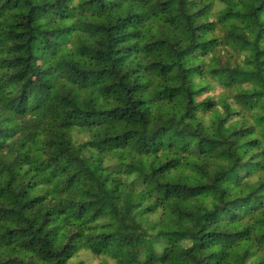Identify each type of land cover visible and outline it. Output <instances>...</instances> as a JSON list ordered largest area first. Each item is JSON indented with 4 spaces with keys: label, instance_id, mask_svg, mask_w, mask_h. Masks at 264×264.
I'll return each instance as SVG.
<instances>
[{
    "label": "trees",
    "instance_id": "obj_1",
    "mask_svg": "<svg viewBox=\"0 0 264 264\" xmlns=\"http://www.w3.org/2000/svg\"><path fill=\"white\" fill-rule=\"evenodd\" d=\"M0 264H264V0H0Z\"/></svg>",
    "mask_w": 264,
    "mask_h": 264
},
{
    "label": "rangeland",
    "instance_id": "obj_2",
    "mask_svg": "<svg viewBox=\"0 0 264 264\" xmlns=\"http://www.w3.org/2000/svg\"><path fill=\"white\" fill-rule=\"evenodd\" d=\"M98 260H99V259L96 258V257L93 258V262H98Z\"/></svg>",
    "mask_w": 264,
    "mask_h": 264
}]
</instances>
